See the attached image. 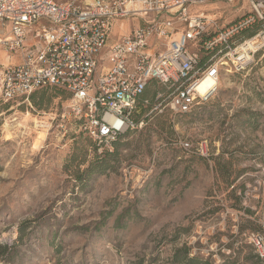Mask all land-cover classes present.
<instances>
[{
	"label": "rangeland",
	"instance_id": "rangeland-1",
	"mask_svg": "<svg viewBox=\"0 0 264 264\" xmlns=\"http://www.w3.org/2000/svg\"><path fill=\"white\" fill-rule=\"evenodd\" d=\"M195 9L218 28L250 11L246 0ZM218 84L189 114L142 108L109 169L81 182L94 148L100 159L114 149L80 130L66 92L0 103V264H170L182 247L210 264H260L247 235L264 226V52Z\"/></svg>",
	"mask_w": 264,
	"mask_h": 264
},
{
	"label": "built area",
	"instance_id": "built-area-1",
	"mask_svg": "<svg viewBox=\"0 0 264 264\" xmlns=\"http://www.w3.org/2000/svg\"><path fill=\"white\" fill-rule=\"evenodd\" d=\"M211 1L238 0H0V55L14 59L0 61V103L62 90L80 130L106 147L141 128L142 108L192 113L217 92H200L205 80L218 84L221 72L244 71L264 52V0H246L250 11L222 28L195 9ZM199 47L209 56L203 65ZM194 149L208 156L206 142ZM247 243L264 260V226Z\"/></svg>",
	"mask_w": 264,
	"mask_h": 264
},
{
	"label": "trees",
	"instance_id": "trees-1",
	"mask_svg": "<svg viewBox=\"0 0 264 264\" xmlns=\"http://www.w3.org/2000/svg\"><path fill=\"white\" fill-rule=\"evenodd\" d=\"M259 25L260 24H255L251 30L246 32L245 36L249 37V36L254 35L258 31ZM206 61H207L206 56L200 57V63L202 65ZM46 90H55V91H58V92L62 91V90H58V89H54V88L53 89H41V90L36 91L35 93H33L32 95L29 96V98L32 100V102L34 103L35 106L39 107V105L41 103V100L38 103L35 102V99H36V96H37V92L46 91ZM135 119H136V121H138L137 118H135ZM125 135H123L116 142H113L111 144V147L114 149V151L104 153V157L102 159H100V157L96 154V150L97 149L94 148L93 160L87 165V167L81 173L77 172L74 175L75 180H77L78 182H81V178L84 175H86L87 177H92L93 175H102V174H104L109 169V166L104 161L105 157H112L113 158V157L117 156V154H118L117 146L119 145V140L121 138H123ZM94 144H96L97 146H103V145H98L95 142H94ZM188 250L189 249L186 248V247H182L181 249L175 250L174 254L172 256V259L170 261V264H210L208 261H203V260H201V259H199L197 257H190L189 253H188ZM252 250H253V248H252ZM253 253H254V250H253ZM254 258L260 264H264V260H260L255 253H254Z\"/></svg>",
	"mask_w": 264,
	"mask_h": 264
},
{
	"label": "bare ground",
	"instance_id": "bare-ground-1",
	"mask_svg": "<svg viewBox=\"0 0 264 264\" xmlns=\"http://www.w3.org/2000/svg\"><path fill=\"white\" fill-rule=\"evenodd\" d=\"M218 86L219 84H217L215 81H213V80H205L204 81V83L199 87V91L200 92H204L205 91V89L207 88V87H210V86ZM27 115V114H26ZM36 124H38L37 122H36ZM41 127V126H40ZM46 135V134H45ZM43 134L42 133H39V137L37 138L38 140H42L43 139ZM37 140V141H38ZM40 142V141H39ZM35 147H38V143H36L35 145H34Z\"/></svg>",
	"mask_w": 264,
	"mask_h": 264
}]
</instances>
